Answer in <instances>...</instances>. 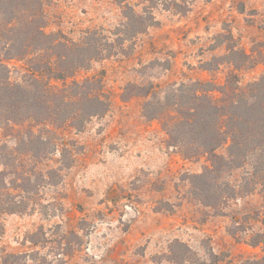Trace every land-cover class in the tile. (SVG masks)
<instances>
[{
	"label": "rangeland",
	"instance_id": "374dc122",
	"mask_svg": "<svg viewBox=\"0 0 264 264\" xmlns=\"http://www.w3.org/2000/svg\"><path fill=\"white\" fill-rule=\"evenodd\" d=\"M40 1L48 33L75 42L87 30L97 40L133 36L76 75L102 78L109 109L64 131L67 157L61 144L46 157L16 154L37 148L15 146L0 128V255L14 264H264L256 163L205 172L207 156L167 134L172 112L145 115L141 96L154 86L260 79L264 0ZM10 2L0 0V24ZM125 5L151 25L122 27ZM19 64L10 63L14 79Z\"/></svg>",
	"mask_w": 264,
	"mask_h": 264
},
{
	"label": "trees",
	"instance_id": "16d2710c",
	"mask_svg": "<svg viewBox=\"0 0 264 264\" xmlns=\"http://www.w3.org/2000/svg\"><path fill=\"white\" fill-rule=\"evenodd\" d=\"M10 1V16L1 17L0 24L3 137L15 146L36 147L37 150L25 152L14 150L33 158L46 157L61 144L59 153L63 159L70 152L62 142L64 131L69 128L79 132L90 119L103 116L109 109L102 78L92 75L78 79L76 75L88 70L93 61L122 49L124 41L133 35L123 30L115 39L102 36L97 40L98 32L87 30L81 41L75 42L60 33L45 31L40 0ZM123 11L126 12L122 27L135 20L140 27L137 33H142L153 20L151 15L137 14L127 5ZM11 61L20 63L17 79L11 77ZM141 96L146 99L145 115L159 119L172 112L173 124L167 128V134L176 140L184 139L181 143L194 151L191 156H207L210 167L205 172L220 170L219 166L224 164H232L237 170L241 163L254 161L258 166L256 173L261 172L264 178V75L244 88L235 76H229L221 85L198 81L165 89L154 86ZM176 131L180 134L174 136ZM221 149L223 152H218ZM9 207L1 209L11 211ZM16 259L13 254H1L0 264H14Z\"/></svg>",
	"mask_w": 264,
	"mask_h": 264
}]
</instances>
